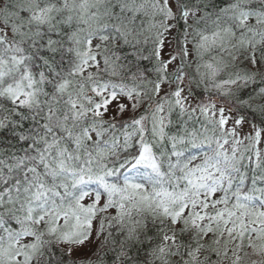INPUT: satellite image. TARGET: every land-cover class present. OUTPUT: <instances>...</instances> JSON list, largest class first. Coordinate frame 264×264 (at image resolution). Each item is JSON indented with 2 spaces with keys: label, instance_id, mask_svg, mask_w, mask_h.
Wrapping results in <instances>:
<instances>
[{
  "label": "snow or ice",
  "instance_id": "snow-or-ice-1",
  "mask_svg": "<svg viewBox=\"0 0 264 264\" xmlns=\"http://www.w3.org/2000/svg\"><path fill=\"white\" fill-rule=\"evenodd\" d=\"M0 264H264V0H0Z\"/></svg>",
  "mask_w": 264,
  "mask_h": 264
}]
</instances>
